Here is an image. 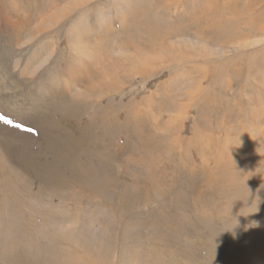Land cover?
<instances>
[{
  "label": "rangeland",
  "instance_id": "374dc122",
  "mask_svg": "<svg viewBox=\"0 0 264 264\" xmlns=\"http://www.w3.org/2000/svg\"><path fill=\"white\" fill-rule=\"evenodd\" d=\"M250 12L264 0H0V264H264V19L242 27ZM59 126L93 162L45 183L29 169L59 163ZM221 167L241 175L217 183Z\"/></svg>",
  "mask_w": 264,
  "mask_h": 264
},
{
  "label": "bare ground",
  "instance_id": "6f19581e",
  "mask_svg": "<svg viewBox=\"0 0 264 264\" xmlns=\"http://www.w3.org/2000/svg\"><path fill=\"white\" fill-rule=\"evenodd\" d=\"M252 1V0H251ZM229 2V1H228ZM83 3V2H82ZM254 3V2H253ZM227 4V3H226ZM258 5H260V4H258ZM238 6V5H237ZM249 6V5H248ZM245 7H246V5H245ZM253 7V6H252ZM252 7H251V9H252ZM256 7H257V5H256ZM256 7H254V8H256ZM248 8V7H247ZM247 8H244V9H246L247 10ZM259 8V7H258ZM256 9L254 12L256 13L257 12V10H261L262 8H259V9ZM240 10H242V9H240ZM240 10H239V12H240ZM260 10H259V12H260ZM243 11V10H242ZM248 11H246V13H247ZM254 12L252 11V13L254 14ZM237 14V13H236ZM240 14V13H239ZM253 14H251V12L249 13V15H251V19H249L250 18V16H249V18L247 17V15H245L246 17H245V19L247 20V22L245 23V25H242V27L243 26H249L248 24H253V26H251L252 28H256L255 27V23H257L256 21L259 19L258 17H260V15L258 16V17H256L257 15L255 14V18H257V19H255V20H253L254 18H252V17H254L253 16ZM233 15H234V13H233ZM241 15H243V14H241ZM241 15H239L240 17H238L237 18V20L240 18V19H242L241 18ZM231 18H233V16H232V14H231ZM262 19L261 20H263L264 19V17H261ZM236 19V15H235V18H233V20H235ZM244 19V18H243ZM260 20V19H259ZM260 20V21H261ZM239 22V21H238ZM242 22V21H241ZM259 22V21H258ZM231 21H229V26H232L231 24ZM240 23V22H239ZM205 24H206V22H205ZM233 24H235V23H233ZM261 23L259 22V25H260ZM237 25V24H236ZM236 25H233V26H236ZM222 26V25H221ZM227 26V25H226ZM225 26V27H226ZM232 26V27H233ZM238 27L240 26V24L239 25H237ZM237 26L235 27V32H234V30H233V28L231 27V29H229L228 27H227V29H225V30H227L228 31V29H229V31L228 32H230L231 30H233L232 32H230V33H232V35H233V37L236 35L237 36V34H239L240 35V32L241 33H245V31L243 32V30L242 31H240V29H238L237 28ZM261 26V25H260ZM206 29L208 28V27H210V26H208L207 27V25L206 26H204ZM218 26H216V28H217ZM246 27H244V28H246ZM250 27V30L252 29ZM205 28H202V26H201V29H203L204 31H205ZM211 28V27H210ZM241 28V27H240ZM259 28V27H258ZM221 29H222V27H221ZM247 29V28H246ZM257 29V28H256ZM169 30H171V29H169ZM224 30V29H223ZM222 30V31H223ZM224 30V31H225ZM238 30V31H237ZM162 31V30H161ZM174 31V30H173ZM199 31V30H198ZM223 31V32H224ZM227 31H225L224 33H225V35H226V33L228 34V32ZM240 31V32H239ZM252 31H254V30H252ZM167 32H169V31H167ZM166 32V33H167ZM215 32V31H214ZM222 32V33H223ZM239 32V33H238ZM170 33V32H169ZM168 33V34H169ZM174 33H175V31H174ZM208 33V32H207ZM220 33H221V31H220ZM228 34V35H231V34ZM249 33V32H248ZM200 34H201V32H200ZM243 34H241V35H243ZM246 34V33H245ZM177 35V34H176ZM175 35V36H176ZM202 35V34H201ZM201 35H199V36H201ZM208 36H209V34H208ZM202 37V36H201ZM200 37V38H201ZM205 37H207V36H205ZM217 37V36H216ZM222 37V36H221ZM221 37L219 38L218 37V39H221ZM225 36H223L222 38L223 39H225L224 38ZM227 37V39L228 40H230L229 39V36H226ZM241 37H243V36H241ZM240 37V39H242ZM213 39V38H212ZM236 39V38H235ZM243 39H244V37H243ZM200 40V39H199ZM195 41V40H194ZM201 41V40H200ZM207 41V40H206ZM227 40H223V41H221V42H226ZM227 42H229V41H227ZM229 43H231V42H229ZM223 44V43H222ZM232 44V43H231ZM56 100H58V101H62L63 103H65L64 101H66V102H68V99H66L65 97H59L58 95H55V97H54ZM73 105V104H72ZM73 107V106H72ZM70 108V107H69ZM73 108H75V106L73 107ZM63 110H66V108L64 107L63 108ZM68 110V109H67ZM64 112H66V111H64ZM69 113V112H68ZM68 113H67V115H68ZM54 117V116H53ZM60 119V118H59ZM62 120V119H61ZM63 121V120H62ZM48 127V126H47ZM65 127H66V125H65ZM68 128V127H67ZM66 128V129H67ZM38 129V128H37ZM48 131H50V132H52L53 133V135H54V137H49L47 140H50V139H52V140H56V138H57V136L58 137H60L58 140H57V144L54 146V148L57 150L56 152H54L55 153V157H56V159H57V161L59 162L58 164L56 163L55 165L54 164H52L53 166H51V163H53V162H50L49 160L48 161H46V159H45V162L44 161H40L39 159H37L36 160V158H35V161H33V163H32V165H31V169H29V170H31L32 171V175L33 176H35L37 179H40V180H43L45 183H48V182H50V180L52 179V181L53 180H58V179H60V176H59V170H57V165H59V164H66V163H64V162H67L69 165H71V167L69 166L68 167V169H70V170H72V172H70L72 175H74L75 177H78L79 175L80 176H85V173L82 171V167L84 166V165H92L91 163L93 162L92 160V154H87L85 151H87L88 152V150H89V148H88V150H85L84 151V156H85V162H83V161H81L79 158H78V156L79 155H76L75 154V150H76V148H77V145L80 143V141L79 140H77V139H74V136L73 135H71V131L68 133V132H66V134H63V132L65 131V130H63V127L62 126H59V127H57V128H53V129H48ZM96 135H97V133H96ZM91 136V135H90ZM92 138V137H91ZM93 138H95L94 136H93ZM92 138V139H93ZM86 140H88V139H86ZM90 141V140H89ZM14 145V144H13ZM139 145V144H138ZM89 146V145H88ZM91 146V145H90ZM93 147V150L92 151H95V153L97 154L99 151H98V149L96 148V145H93L92 146ZM92 149V148H91ZM99 154V153H98ZM115 154V153H114ZM96 156H98V157H101L102 159H106L104 156H102V155H96ZM243 156V155H242ZM94 157V156H93ZM97 157V158H98ZM97 158H95V159H97ZM243 158L246 160V158H245V156H243ZM52 159V158H51ZM56 161V162H57ZM64 161V162H63ZM98 162V161H97ZM39 163H44L45 164V169H41L40 168V166L38 167V164ZM249 163H250V160H246L245 161V164H247V166H250L249 165ZM51 166V167H50ZM254 166H256V165H253V167ZM29 167V166H28ZM28 167H27V170H28ZM87 167V166H86ZM49 168V169H48ZM81 170H80V169ZM93 169L95 168V166L94 167H92ZM255 169H259V167H258V165L256 166V167H254ZM253 168V169H254ZM227 169H229V167H221V175H220V177L218 178V177H216V179L215 178H213V180H215V182H217V183H221V182H223V181H225V182H227L228 184H230V183H232L235 179H236V177L238 176V175H241L240 174V172L239 171H232V172H228V171H226ZM50 170H51V174H50ZM56 170H57V172H56ZM109 169H105L104 170V172L108 175V173H109V171H108ZM47 171H49L48 172V174H50L51 175V179H50V175L49 176H47L46 174V172ZM100 173L102 174V172L100 171ZM54 174V175H53ZM96 174L98 175V169H97V171H96ZM225 174V175H224ZM66 176V175H65ZM62 177V176H61ZM73 177V176H72ZM65 178V177H64ZM80 179V178H79ZM214 182V183H215ZM44 184V183H43ZM221 185V184H220ZM238 189V188H237ZM236 189V190H237ZM236 193H237V191H236ZM239 194V193H238ZM230 195V194H229ZM232 195V194H231ZM243 195V194H242ZM255 195H257V194H253L251 197H252V199H255ZM238 196H240V195H238ZM226 197V196H225ZM237 197V196H236ZM242 197V196H241ZM243 197H244V195H243ZM246 197V196H245ZM250 197V196H249ZM248 196H247V198H249ZM179 199V198H178ZM221 200H222V198H221ZM244 201H247V199H244ZM251 201V200H250ZM230 202V201H229ZM237 202H239V201H237ZM178 206V205H177ZM237 205H235V207H236ZM178 208V207H177ZM242 208V207H241ZM245 208V207H244ZM227 209V208H226ZM237 209H238V206H237ZM239 209H240V207H239ZM241 210V209H240ZM258 211V210H257ZM180 212V211H179ZM228 212V211H227ZM181 213V212H180ZM256 215V214H255ZM257 217V216H256ZM249 219H250V217H249ZM182 225V224H181ZM174 226V225H173ZM184 226V225H183ZM171 231V230H170ZM227 241V240H226ZM224 243H226L225 241H223ZM217 245V244H216ZM218 246V245H217ZM32 251V250H31ZM181 252V251H180ZM24 254V253H23ZM30 256V255H29ZM50 256V255H49ZM177 256V255H176ZM191 256H193V255H191ZM24 256H20V258L18 257H14V264H37V262H35V260L33 261V260H30L29 259V257L26 255V258L28 257V259H29V261L30 262H27L24 258H23ZM188 257V256H187ZM31 258V257H30ZM33 261V262H32ZM47 264V263H46Z\"/></svg>",
  "mask_w": 264,
  "mask_h": 264
},
{
  "label": "snow or ice",
  "instance_id": "6c2138e0",
  "mask_svg": "<svg viewBox=\"0 0 264 264\" xmlns=\"http://www.w3.org/2000/svg\"><path fill=\"white\" fill-rule=\"evenodd\" d=\"M0 119H3V117H0ZM5 123H11L10 120H5Z\"/></svg>",
  "mask_w": 264,
  "mask_h": 264
}]
</instances>
